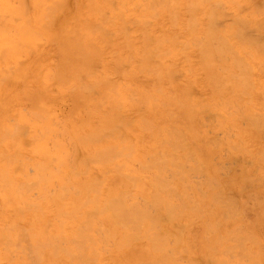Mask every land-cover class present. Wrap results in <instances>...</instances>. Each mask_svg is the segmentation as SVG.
I'll return each mask as SVG.
<instances>
[{
  "label": "clouds",
  "instance_id": "1",
  "mask_svg": "<svg viewBox=\"0 0 264 264\" xmlns=\"http://www.w3.org/2000/svg\"><path fill=\"white\" fill-rule=\"evenodd\" d=\"M0 264H264V0H0Z\"/></svg>",
  "mask_w": 264,
  "mask_h": 264
}]
</instances>
